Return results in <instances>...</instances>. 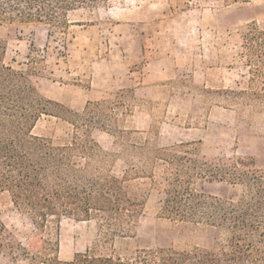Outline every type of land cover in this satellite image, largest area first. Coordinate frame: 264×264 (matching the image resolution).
<instances>
[{
    "label": "rangeland",
    "instance_id": "obj_1",
    "mask_svg": "<svg viewBox=\"0 0 264 264\" xmlns=\"http://www.w3.org/2000/svg\"><path fill=\"white\" fill-rule=\"evenodd\" d=\"M254 22L264 23V0L185 12L172 0H119L92 14H74L67 31L35 23L0 25V40L6 62L22 71L34 62L41 95L67 111L82 114L89 102L120 101V126L159 130L162 147L200 141L208 158H252L264 168V85L250 87L242 35ZM34 133L61 145L73 137L68 124L52 115L43 116ZM92 138L114 157L113 172L122 177L129 162L118 154L115 138L99 129ZM199 190L229 194L219 183ZM141 193L147 204L135 234L117 239L110 250L130 256L145 248L216 246L218 231L178 229L161 217L164 195L147 185ZM0 219L29 246L37 231L7 194H0ZM59 239L60 260L72 262L94 246L97 226L63 219ZM0 264L28 263L1 256Z\"/></svg>",
    "mask_w": 264,
    "mask_h": 264
},
{
    "label": "trees",
    "instance_id": "obj_2",
    "mask_svg": "<svg viewBox=\"0 0 264 264\" xmlns=\"http://www.w3.org/2000/svg\"><path fill=\"white\" fill-rule=\"evenodd\" d=\"M116 1L0 0V25L35 23L67 31L74 14H92ZM172 1L185 12L253 0ZM242 35L250 87L263 86L264 23L245 26ZM5 56L0 40V194L9 196L37 232L25 247L0 219V257L28 264H264V168L254 159H211L200 141L162 147L159 130L146 133L120 126V101L89 102L82 114L67 111L41 95L34 62L22 71ZM45 115L68 124L71 142L55 144L34 133ZM96 129L111 134L118 154L128 160L122 177L113 172L114 157L92 138ZM205 183L226 185L228 196L201 193L199 186ZM143 185L165 196L162 218L183 231H218L216 246L145 248L130 256L110 250L117 239L135 234L147 204ZM63 219L94 222L98 230L94 246L69 263L60 260Z\"/></svg>",
    "mask_w": 264,
    "mask_h": 264
}]
</instances>
